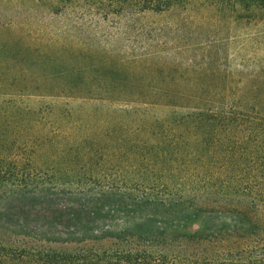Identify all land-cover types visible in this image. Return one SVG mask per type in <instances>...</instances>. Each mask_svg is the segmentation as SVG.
Returning a JSON list of instances; mask_svg holds the SVG:
<instances>
[{
  "label": "trees",
  "instance_id": "1",
  "mask_svg": "<svg viewBox=\"0 0 264 264\" xmlns=\"http://www.w3.org/2000/svg\"><path fill=\"white\" fill-rule=\"evenodd\" d=\"M66 2L106 20L193 6L216 10L235 29L264 26V0ZM246 40L240 50L256 55L264 29ZM251 57L257 68L237 98L142 100L122 106L130 121L101 126L93 136L68 131L62 121L53 134L18 127L6 118L11 103H0V200L20 204L0 211V264H264V57ZM77 194L83 198L74 200ZM186 204L190 224L173 225L169 234L152 230L143 222L149 218L99 223L134 208L183 213ZM219 214L233 222L213 224ZM15 217L40 224L25 230Z\"/></svg>",
  "mask_w": 264,
  "mask_h": 264
},
{
  "label": "rangeland",
  "instance_id": "2",
  "mask_svg": "<svg viewBox=\"0 0 264 264\" xmlns=\"http://www.w3.org/2000/svg\"><path fill=\"white\" fill-rule=\"evenodd\" d=\"M218 17L216 10L192 6L186 11L106 20L93 11L71 7L66 0H0V103L15 107L8 109L6 118L18 127L24 124L47 134H53L54 124L62 121L68 131L78 129L93 136L101 126L113 128L120 120L130 121L122 106H140L142 100H233L257 68L251 56L264 57L263 48L251 55L241 46L264 26L253 21L247 28L235 29ZM89 198H96L95 194ZM22 202L27 208L34 206ZM19 206L15 199L0 200L3 212L18 211ZM188 207L182 208L183 213L159 206L116 211L115 217L99 223L144 222L152 230L167 228L169 234L178 224H190ZM108 211L107 207L104 212ZM147 218L152 221H143ZM13 221L25 230L40 224L18 217ZM211 222L219 226L233 221L219 214ZM191 226L195 229L198 223ZM55 246L76 248L75 244Z\"/></svg>",
  "mask_w": 264,
  "mask_h": 264
}]
</instances>
